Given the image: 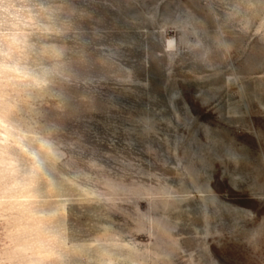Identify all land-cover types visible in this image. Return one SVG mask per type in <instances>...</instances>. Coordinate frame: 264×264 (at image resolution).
<instances>
[{
    "label": "rangeland",
    "instance_id": "obj_1",
    "mask_svg": "<svg viewBox=\"0 0 264 264\" xmlns=\"http://www.w3.org/2000/svg\"><path fill=\"white\" fill-rule=\"evenodd\" d=\"M0 264H264V0H0Z\"/></svg>",
    "mask_w": 264,
    "mask_h": 264
},
{
    "label": "clouds",
    "instance_id": "obj_2",
    "mask_svg": "<svg viewBox=\"0 0 264 264\" xmlns=\"http://www.w3.org/2000/svg\"><path fill=\"white\" fill-rule=\"evenodd\" d=\"M15 6L10 3H6L3 5V12L6 16L13 15V13L10 12L11 9H13Z\"/></svg>",
    "mask_w": 264,
    "mask_h": 264
},
{
    "label": "snow or ice",
    "instance_id": "obj_3",
    "mask_svg": "<svg viewBox=\"0 0 264 264\" xmlns=\"http://www.w3.org/2000/svg\"><path fill=\"white\" fill-rule=\"evenodd\" d=\"M193 174H195V173H193Z\"/></svg>",
    "mask_w": 264,
    "mask_h": 264
}]
</instances>
